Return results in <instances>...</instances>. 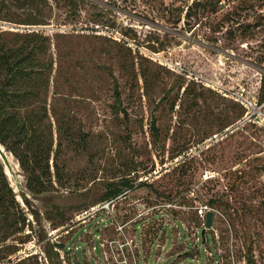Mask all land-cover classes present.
<instances>
[{"label":"rangeland","instance_id":"374dc122","mask_svg":"<svg viewBox=\"0 0 264 264\" xmlns=\"http://www.w3.org/2000/svg\"><path fill=\"white\" fill-rule=\"evenodd\" d=\"M192 1L0 0V30L49 37L53 103L87 139L39 195L12 156L27 225L0 264H264V121L235 96L264 113V0ZM125 178L144 184L101 200Z\"/></svg>","mask_w":264,"mask_h":264},{"label":"trees","instance_id":"16d2710c","mask_svg":"<svg viewBox=\"0 0 264 264\" xmlns=\"http://www.w3.org/2000/svg\"><path fill=\"white\" fill-rule=\"evenodd\" d=\"M199 1H192L187 6L185 16H195L192 11L201 7ZM48 42L49 37L42 30H0V144L26 174V186L33 195L47 192L53 175L60 176L62 167L58 158L64 140L74 143L79 137L77 143L87 146L85 134L71 133L69 122L53 103L60 93L52 76L55 63ZM260 84V101H263L264 73ZM114 90L118 101L119 93L117 88ZM152 128L157 137L154 123ZM138 186L127 178L118 184L108 183L101 200L111 201L125 190ZM26 220L0 159V242L22 232ZM246 264H256L252 255L246 257Z\"/></svg>","mask_w":264,"mask_h":264},{"label":"built area","instance_id":"2783aa9c","mask_svg":"<svg viewBox=\"0 0 264 264\" xmlns=\"http://www.w3.org/2000/svg\"><path fill=\"white\" fill-rule=\"evenodd\" d=\"M32 30H40V28L32 29ZM244 90L241 92L235 93L236 100L240 101L245 108L247 109L246 114L243 118L244 121H250L251 118L259 119L261 122L264 121V113L262 111V106H259L257 102L252 101L244 96Z\"/></svg>","mask_w":264,"mask_h":264},{"label":"water","instance_id":"95a60500","mask_svg":"<svg viewBox=\"0 0 264 264\" xmlns=\"http://www.w3.org/2000/svg\"><path fill=\"white\" fill-rule=\"evenodd\" d=\"M12 154L8 152L1 144H0V159L4 165L5 170L7 169L8 173L7 175L11 176L13 179H16V171L14 167L11 165L8 156ZM213 212L208 211L206 214V223L205 226L209 227L211 225V220H212ZM203 234V231H202Z\"/></svg>","mask_w":264,"mask_h":264},{"label":"bare ground","instance_id":"6f19581e","mask_svg":"<svg viewBox=\"0 0 264 264\" xmlns=\"http://www.w3.org/2000/svg\"><path fill=\"white\" fill-rule=\"evenodd\" d=\"M8 159H9L11 165L14 167V169H16V167L14 166V163L12 162L13 157H12L11 155H9V156H8ZM5 171H6V173H8L7 169H6Z\"/></svg>","mask_w":264,"mask_h":264}]
</instances>
